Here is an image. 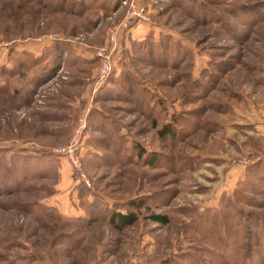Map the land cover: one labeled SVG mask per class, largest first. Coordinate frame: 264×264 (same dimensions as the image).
Returning a JSON list of instances; mask_svg holds the SVG:
<instances>
[{"label":"rangeland","instance_id":"obj_1","mask_svg":"<svg viewBox=\"0 0 264 264\" xmlns=\"http://www.w3.org/2000/svg\"><path fill=\"white\" fill-rule=\"evenodd\" d=\"M98 1L0 0V264H264V0ZM82 117L83 176L55 151Z\"/></svg>","mask_w":264,"mask_h":264},{"label":"built area","instance_id":"obj_2","mask_svg":"<svg viewBox=\"0 0 264 264\" xmlns=\"http://www.w3.org/2000/svg\"><path fill=\"white\" fill-rule=\"evenodd\" d=\"M143 18V9L132 4V9L129 15L126 17L123 26H126L127 21L132 18ZM116 29L110 33L109 44L105 47H101L98 51L100 63L97 71V87L101 86L108 78L115 65L114 52L116 50ZM86 127V118L82 117L77 122L71 139L62 145H59L55 151L58 155L64 157L68 163L73 167L76 173L83 176L82 172V156L80 153V146L82 144V135Z\"/></svg>","mask_w":264,"mask_h":264},{"label":"trees","instance_id":"obj_3","mask_svg":"<svg viewBox=\"0 0 264 264\" xmlns=\"http://www.w3.org/2000/svg\"><path fill=\"white\" fill-rule=\"evenodd\" d=\"M60 2V0H58ZM64 1H70V5L73 7V9L69 10L70 12H73L71 14H74V13H80V11L78 9H76V7L74 6L75 4H78L79 2H77L76 0H64ZM82 1H90V2H95V1H98V0H82ZM58 2V3H59ZM122 2V0H99L98 1V6L103 8L104 10H108V11H115L120 3ZM72 3V4H71ZM86 3H89V2H86ZM74 4V5H73ZM61 10H64V9H61ZM59 10V11H61ZM79 11V12H77ZM165 44V39L163 40ZM160 41H155V40H150V41H147V39L145 38L142 42H140L139 46H141L142 48L146 47L147 48H150L148 51L152 52V50L154 48H158L160 47L162 44L159 43ZM167 44V43H166ZM61 48V49H60ZM56 49H60V53H59V56L62 57V50L64 49V46L62 45V43L60 44V42H57L55 43L51 49L48 50V48L45 50V51H49V56H53L56 60ZM125 51V50H124ZM23 52V51H22ZM126 52L123 53V55L125 54ZM55 54V56L53 55ZM24 55L26 56H29L30 59H33V60H36L34 57H32V54H30L29 52H24ZM22 56H23V53H22ZM39 60V59H38ZM38 60H36V67L37 66H40V64H38ZM124 64H126L125 66H128L130 68H133V64H128L126 59H122L121 62H120V67H123ZM113 71V70H112ZM114 75V74H113ZM112 73H110V75L108 76L107 78V82H110V83H113L112 85H121L120 83H118L115 79H113V76ZM113 87V86H112ZM169 132V129H168V125L167 124H164L163 126H161L159 128V134L160 135H164L166 133ZM132 203V202H131ZM132 206L134 208H141L142 206L144 207V203L143 201L141 202H134L132 203ZM152 219H154L155 221H158L162 224H166L168 223V218L166 215H161V214H153L152 216ZM137 220V215L135 212H126V213H121V212H111L110 216H109V222L110 224L116 228V229H124L126 227H129L131 225H133Z\"/></svg>","mask_w":264,"mask_h":264},{"label":"crops","instance_id":"obj_4","mask_svg":"<svg viewBox=\"0 0 264 264\" xmlns=\"http://www.w3.org/2000/svg\"><path fill=\"white\" fill-rule=\"evenodd\" d=\"M121 24V23H120ZM120 24L116 25L115 29L117 30V41H118V45L123 44L122 47L125 49L126 47H128L126 45L127 42H129V40L127 39L126 36H122V40L120 42V38H121V26ZM154 26L149 25L146 22H142L137 24L135 27H133V29H131V33H125V34H132V36L134 38L137 37L138 40H142L145 38L146 34H156L155 30H154ZM137 35V36H136ZM126 37V38H125ZM38 43V47H36V49H29V48H20V49H26L32 53H34L36 56L40 55L42 53V51L44 49H46L48 47V45L50 44L49 42H37ZM119 47V46H118ZM36 50V51H35ZM93 51V50H92ZM91 51L90 46H85V47H81L80 48V52H76V54L78 55H82L84 56L86 59H91L92 57H94V53ZM66 49L62 50V57L65 54ZM60 69V67H58L56 69L55 72H57ZM67 161V160H66ZM68 162V161H67Z\"/></svg>","mask_w":264,"mask_h":264}]
</instances>
